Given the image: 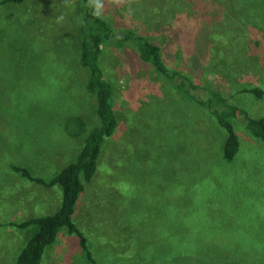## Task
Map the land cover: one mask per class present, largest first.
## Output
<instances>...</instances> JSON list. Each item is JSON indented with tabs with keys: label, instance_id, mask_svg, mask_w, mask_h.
I'll list each match as a JSON object with an SVG mask.
<instances>
[{
	"label": "rangeland",
	"instance_id": "1",
	"mask_svg": "<svg viewBox=\"0 0 264 264\" xmlns=\"http://www.w3.org/2000/svg\"><path fill=\"white\" fill-rule=\"evenodd\" d=\"M83 11L81 0L0 3V264L37 230L6 222L51 213L60 198L10 166L47 180L97 124L79 86ZM99 14L158 43L168 69L264 114V94L237 92L264 88V0H102ZM99 65L117 126L73 214L91 258L61 229L40 264H264V145L236 116L238 151L225 161L215 120L130 52L106 43Z\"/></svg>",
	"mask_w": 264,
	"mask_h": 264
},
{
	"label": "trees",
	"instance_id": "2",
	"mask_svg": "<svg viewBox=\"0 0 264 264\" xmlns=\"http://www.w3.org/2000/svg\"><path fill=\"white\" fill-rule=\"evenodd\" d=\"M23 1L1 0L0 3L20 4ZM81 3L84 6V11L79 27L81 38L78 46L77 66L83 77L80 78L79 86L93 101V113L97 124L84 134L73 160L47 180L33 177L21 167L10 166L11 170L19 172L36 184L46 188L58 186L60 190L59 204L53 212L20 222H9L8 225L16 228H24L29 225L37 226V231L26 240L13 264H40L44 248L54 242L61 229H65L66 234L74 235L84 256L89 260L91 258L87 239L74 222L73 214L79 195L95 174L101 148L117 126V118L112 105L113 83L99 65L102 48L106 43L130 52L139 64L168 81L176 93L183 95L186 100L206 111L224 132L220 152L221 158L225 161L233 159L238 151V137L231 121L236 116L241 118L245 130L264 145V114L251 116L242 108L229 103L219 90L201 88L181 72L168 69L162 60L161 46L158 43L132 29L114 28L100 16L102 0H81ZM125 7L121 15L131 14L129 18L133 20L135 14L132 15L131 6L126 4ZM118 11L120 10H116L119 14ZM152 12L153 8L152 10H143V19L146 20V24H148V18ZM137 14L140 13L137 11ZM161 27L162 25H159L157 29L161 30ZM198 89L205 91L207 97H199ZM237 92L248 93L260 99L263 97L264 88L259 86L242 87L238 88Z\"/></svg>",
	"mask_w": 264,
	"mask_h": 264
},
{
	"label": "crops",
	"instance_id": "3",
	"mask_svg": "<svg viewBox=\"0 0 264 264\" xmlns=\"http://www.w3.org/2000/svg\"><path fill=\"white\" fill-rule=\"evenodd\" d=\"M28 187V186H27ZM29 187H31V186H29ZM37 188V187H36ZM43 189L44 190H50L51 188H49V187H43ZM50 191H45V193H49ZM50 194V193H49ZM57 198V197H56ZM48 199V198H47ZM52 200L54 201L55 199H53L52 198ZM39 202H41V201H39ZM33 204L34 203H32V205L30 206V208L33 206ZM42 204L44 205V201L42 202ZM45 204L47 205V209H49L50 207L52 208V207H54V206H51V205H49L50 204V202H45ZM54 205H56V204H54ZM45 206V205H44ZM50 208V209H51ZM26 209V208H25ZM24 209V210H25ZM49 209V210H50ZM33 210L35 211V208L33 207ZM46 214H49V213H46ZM46 214H43V215H46ZM43 215H40V216H43ZM23 216H25V215H23ZM32 217H36V216H32ZM29 218H31V217H29ZM28 219V218H27ZM9 222H12V221H8V222H6V224H9ZM20 222V221H19ZM11 225H7V227H10ZM27 227H30V225L29 226H27ZM26 228V227H25ZM37 231V230H36Z\"/></svg>",
	"mask_w": 264,
	"mask_h": 264
}]
</instances>
